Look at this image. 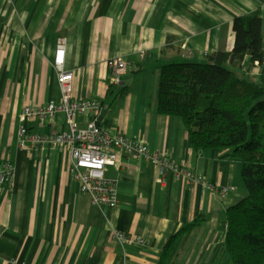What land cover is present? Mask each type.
Listing matches in <instances>:
<instances>
[{
	"label": "crops",
	"instance_id": "obj_1",
	"mask_svg": "<svg viewBox=\"0 0 264 264\" xmlns=\"http://www.w3.org/2000/svg\"><path fill=\"white\" fill-rule=\"evenodd\" d=\"M256 13L264 57V0H0V163L13 168L12 188H0V264H159L174 236L166 264H232L225 215L247 195L241 166L193 151L182 122L158 114L157 95L163 65L205 63L208 55L230 53L234 18ZM58 41L65 48L63 70L73 74L70 98L102 104L100 127L234 190L221 197L170 174L160 178L140 158L121 155L104 171L115 182L117 206L98 208L80 191L65 149L19 147L22 109L61 100ZM114 57L133 65L117 83L106 68ZM236 71L264 85V64L245 58ZM90 119L86 113L76 124L84 129ZM25 126L39 135L68 130L63 114ZM112 232L145 245L121 246L110 239Z\"/></svg>",
	"mask_w": 264,
	"mask_h": 264
},
{
	"label": "trees",
	"instance_id": "obj_2",
	"mask_svg": "<svg viewBox=\"0 0 264 264\" xmlns=\"http://www.w3.org/2000/svg\"><path fill=\"white\" fill-rule=\"evenodd\" d=\"M232 32L230 53L161 67L157 112L182 122L196 153L210 151L240 164L247 195L226 211L225 250L232 264H264V85L236 71L245 58L264 64L259 14L234 18ZM176 238L159 264H166Z\"/></svg>",
	"mask_w": 264,
	"mask_h": 264
},
{
	"label": "built area",
	"instance_id": "obj_3",
	"mask_svg": "<svg viewBox=\"0 0 264 264\" xmlns=\"http://www.w3.org/2000/svg\"><path fill=\"white\" fill-rule=\"evenodd\" d=\"M64 44L57 42L54 51V65L57 69V84L61 92L59 103L43 106H27L22 109L19 117L21 124L17 134V145L21 148L37 145L61 147L68 152L69 170L78 182L80 191L89 196L95 207L115 208L118 203L115 182L104 176L107 166H113L121 155L140 158L144 163L154 167L160 178L172 175L186 185L199 184L208 191L224 197L234 189L218 187L197 177L184 165L163 154L151 150L142 142L114 133L102 127H96L95 122L101 111V104L91 100H72L70 98L73 74L63 70ZM142 59V57L140 58ZM106 68L114 75V82L126 75L133 65L121 57H114L106 62ZM89 113L91 119L84 129L76 124L78 116ZM56 114H63L68 130L51 135H39L29 132L25 123L30 120H50ZM13 168L9 163H0V188H12ZM110 239L121 246L132 244L144 246L143 240H132L126 234L112 232Z\"/></svg>",
	"mask_w": 264,
	"mask_h": 264
},
{
	"label": "water",
	"instance_id": "obj_4",
	"mask_svg": "<svg viewBox=\"0 0 264 264\" xmlns=\"http://www.w3.org/2000/svg\"><path fill=\"white\" fill-rule=\"evenodd\" d=\"M125 79H126L125 77L121 78V80H125ZM105 114H106L105 111H103V110L100 111L99 116H98V118H97V120H96V122H95V126H96V127H100L101 122H102V120H103Z\"/></svg>",
	"mask_w": 264,
	"mask_h": 264
}]
</instances>
